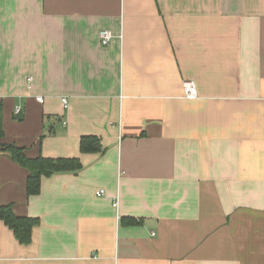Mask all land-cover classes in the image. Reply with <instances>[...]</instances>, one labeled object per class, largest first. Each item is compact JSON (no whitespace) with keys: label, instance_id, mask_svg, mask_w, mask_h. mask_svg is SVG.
I'll list each match as a JSON object with an SVG mask.
<instances>
[{"label":"crops","instance_id":"crops-1","mask_svg":"<svg viewBox=\"0 0 264 264\" xmlns=\"http://www.w3.org/2000/svg\"><path fill=\"white\" fill-rule=\"evenodd\" d=\"M0 115L81 163L28 196L0 149V204L39 219L0 221V264H264V0H0Z\"/></svg>","mask_w":264,"mask_h":264},{"label":"trees","instance_id":"trees-1","mask_svg":"<svg viewBox=\"0 0 264 264\" xmlns=\"http://www.w3.org/2000/svg\"><path fill=\"white\" fill-rule=\"evenodd\" d=\"M2 134L0 115V137ZM0 147L13 161L28 170L26 179L28 196L40 192L42 177H49L59 172H76L81 168V163L77 157H45L43 155L27 157L23 148L15 144H4ZM79 149L81 152H96L100 150L99 139L94 135H83L79 139ZM0 221L13 232L21 244L30 242L32 229L39 223L37 217L15 215L9 204H0Z\"/></svg>","mask_w":264,"mask_h":264},{"label":"built area","instance_id":"built-area-1","mask_svg":"<svg viewBox=\"0 0 264 264\" xmlns=\"http://www.w3.org/2000/svg\"><path fill=\"white\" fill-rule=\"evenodd\" d=\"M112 37H113V35H112L111 31H109L107 29H101L99 31V41H100L101 45H103V46L108 45L109 42L111 41ZM182 88L184 91V96L186 98H195L197 96V89H196L194 81L184 80L182 82ZM36 100L42 101V97L38 96V97H36ZM61 101H62L64 107L68 106V102H67V99L65 97H61ZM96 194L98 196H101L104 194V190L99 189L96 192ZM112 205L117 206V199L113 200Z\"/></svg>","mask_w":264,"mask_h":264},{"label":"water","instance_id":"water-1","mask_svg":"<svg viewBox=\"0 0 264 264\" xmlns=\"http://www.w3.org/2000/svg\"><path fill=\"white\" fill-rule=\"evenodd\" d=\"M22 111L21 110H19V111H17V113L15 114V117L17 118V119H20V118H22Z\"/></svg>","mask_w":264,"mask_h":264}]
</instances>
